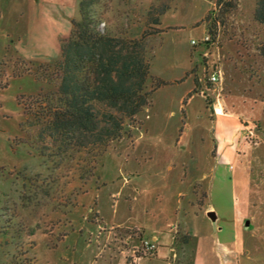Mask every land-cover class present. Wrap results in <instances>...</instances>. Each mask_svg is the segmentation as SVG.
<instances>
[{"label":"rangeland","instance_id":"374dc122","mask_svg":"<svg viewBox=\"0 0 264 264\" xmlns=\"http://www.w3.org/2000/svg\"><path fill=\"white\" fill-rule=\"evenodd\" d=\"M80 1L64 0L69 7L75 4V19ZM257 1L261 0H238L235 11L219 15L218 46L209 53L180 40L176 43L178 33L172 38L159 37L151 69L164 85L155 91L153 105L139 119L142 126L130 139L113 143L102 167L92 176L70 169L69 161L60 164L62 161L43 158L23 142L33 130H23L27 117L21 99L51 88L36 79L37 69L60 58L63 40L49 48L19 50L12 46L14 37L8 39L11 47L7 44L0 51V174L5 176L0 260L4 264H142L155 259L159 247L144 236L137 223L145 218L139 209L145 210L147 202H153L157 209L152 214L157 220L176 202L179 191H186L178 200L182 212L188 201L196 205L189 210L195 211L209 202L208 189L193 184L216 165L219 132L212 103L218 99L225 115L238 120L222 140L233 143L241 158L247 156L243 162L248 170L249 206L243 210L247 219L240 226L243 247L238 264H264V58L258 50L264 45V34L252 21ZM170 3L100 0L97 9L111 12L109 23L127 28L142 25L152 7L164 14ZM172 4L162 17L164 26L187 24L199 13L193 0ZM100 28L104 30L105 24ZM193 30L192 38L202 36L200 28ZM7 36L5 30V40ZM190 50L198 51V57L191 62V70L185 71L190 66L186 56ZM212 64L223 72L214 94L204 91L199 81L209 86L206 73ZM180 140L182 144H178ZM123 183L126 195H141L134 203L131 196H113ZM117 202L118 217L109 220ZM131 217L136 224L126 222ZM177 224L169 232L175 240L168 264H194L193 248L187 243L199 236L200 225L189 220ZM144 242L154 244L156 252L145 254ZM199 260L202 264L201 257Z\"/></svg>","mask_w":264,"mask_h":264},{"label":"trees","instance_id":"16d2710c","mask_svg":"<svg viewBox=\"0 0 264 264\" xmlns=\"http://www.w3.org/2000/svg\"><path fill=\"white\" fill-rule=\"evenodd\" d=\"M215 1V9L203 20L210 40L195 45L208 53L218 46L220 16L238 8V0ZM99 4L100 0L80 1L60 58L37 69L36 79L51 88L21 99L27 117L23 130H33L23 142L41 157L60 164L69 161L70 169L89 176L102 167L113 143L130 139L142 126L139 119L164 85L151 69L153 40L163 32V12L152 7L142 25L124 28L109 23L111 12L97 9ZM252 21L264 34V0L257 1ZM258 50L264 58V45Z\"/></svg>","mask_w":264,"mask_h":264},{"label":"crops","instance_id":"0c3cea01","mask_svg":"<svg viewBox=\"0 0 264 264\" xmlns=\"http://www.w3.org/2000/svg\"><path fill=\"white\" fill-rule=\"evenodd\" d=\"M177 1L171 0L168 10L163 16L172 9V3ZM193 2L199 12L197 17L187 24L179 25L168 24L164 26L161 21V30L163 32L153 40L155 48L161 42L159 37L166 35L172 38L175 37V33H178L175 40L176 43L180 40L182 44H190L191 47L196 48L192 42L203 41L207 35L206 25L203 20L209 12L214 10L215 0H193ZM197 4H200L199 8ZM20 6L22 7L21 9ZM77 14L78 10H76L75 4L69 7L67 3H64V0H0V51L7 44L8 46L11 45L8 39L12 37H14V45L12 46L17 47L19 50L49 48L56 44L58 40H65L69 36L72 30V22L77 17ZM195 27L202 30L201 37L192 38L195 33V30H193ZM5 30L8 33L7 40H5ZM197 52L190 50L186 55L190 66H187L185 71L191 70V62L198 57ZM213 70L214 67L210 66L208 71L212 72ZM216 70L221 75L223 74L221 68ZM199 81L204 91L215 93L210 90L212 86L207 85L205 87L202 84V80ZM215 118V127L219 132L215 138L216 165L210 174L202 175L198 182L193 184V186L198 184L203 189H208L209 202L204 204L198 211H195L189 210L192 207L193 209L196 208V205L188 201L189 206H186V208L184 206L183 209L185 211L182 212V210L180 211L181 205H178V200L183 195L185 196L186 191H179L176 195V202L168 209V212L160 213L159 218L156 217L158 218L157 220L152 214L157 209L153 202H149L150 204L147 202L145 210L140 207L139 213H145V218L144 221H138L137 223L144 229V236L150 238L159 247L157 257L151 262L145 261L142 264H168V258L173 256L172 246L175 240L173 234L169 232L173 233V230L178 226L177 222L187 223L188 220L192 221V223L197 222L200 225L199 236L197 238L192 237V240L187 243L188 246L193 248L194 264L201 263L198 262L200 257L202 258V264H238L240 250L243 247L241 244L243 235H240V226L247 219L243 210L249 206L248 170L247 165L243 162V158L247 156L241 158L238 151L235 150L234 144L229 145L221 138L224 134H227L230 128H233V124L238 121L237 118L233 117V115H225L224 118L215 116ZM181 140L184 141V138H181ZM181 140L178 144L183 143ZM250 160L254 161V158H250ZM4 185L5 176L0 174V210L3 205ZM125 189L126 183H123L118 187V191L113 193V196L121 197L124 195L127 199L131 196L133 203L141 196L140 194L135 196L126 195ZM119 208L120 202H117L115 209H113L114 212L112 211L113 215L111 218L109 217V220L117 219ZM212 219H216L215 224L213 223L214 229L212 228ZM126 222L131 225L136 224L132 217L128 218ZM203 227L209 228L207 231H201ZM188 232L191 234L190 228ZM0 264H4L3 260H0Z\"/></svg>","mask_w":264,"mask_h":264},{"label":"built area","instance_id":"2783aa9c","mask_svg":"<svg viewBox=\"0 0 264 264\" xmlns=\"http://www.w3.org/2000/svg\"><path fill=\"white\" fill-rule=\"evenodd\" d=\"M210 40L209 36L206 35L203 41L208 42ZM198 42L193 41V45H197ZM208 57V53L205 54ZM208 84L212 86L210 90L216 92V87L221 83L222 75L219 71L213 70L212 72H208ZM212 112L215 116H222L225 115L224 108L222 107L221 100L218 99L216 103H212ZM143 250L145 254H154L156 252V246L149 242H144Z\"/></svg>","mask_w":264,"mask_h":264}]
</instances>
